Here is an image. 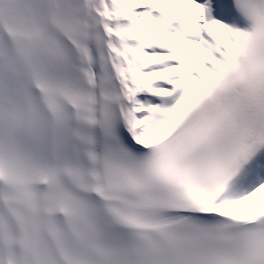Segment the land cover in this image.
Here are the masks:
<instances>
[{
	"label": "snow or ice",
	"instance_id": "6c2138e0",
	"mask_svg": "<svg viewBox=\"0 0 264 264\" xmlns=\"http://www.w3.org/2000/svg\"><path fill=\"white\" fill-rule=\"evenodd\" d=\"M0 264H264V0H0Z\"/></svg>",
	"mask_w": 264,
	"mask_h": 264
}]
</instances>
